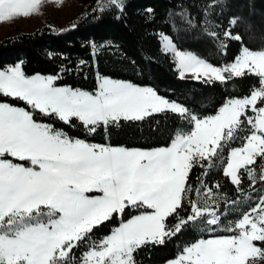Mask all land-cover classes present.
<instances>
[{
	"label": "snow or ice",
	"instance_id": "1",
	"mask_svg": "<svg viewBox=\"0 0 264 264\" xmlns=\"http://www.w3.org/2000/svg\"><path fill=\"white\" fill-rule=\"evenodd\" d=\"M223 2L211 0L204 15ZM44 3L0 0V23L39 15ZM125 7V0H98L94 11L115 9L122 15ZM184 19L195 26L187 15ZM240 20L230 19L223 39L204 28L224 54L226 41L242 44L233 61L220 66L179 50L171 37L161 34V50L174 55L182 79L191 75L204 83L229 85L258 78L248 94L229 97L216 114L205 117L151 87L102 77L93 93L57 86L59 75L28 76L22 62L0 69V96L28 106L0 102V264H138V250L164 245L189 226L209 232L210 238L185 245L167 264H264V247L254 243H264V196L224 224L220 204L226 195L199 177L195 192L204 189V195L196 200L190 195L191 170L200 167L206 176L217 161L238 192L245 175L252 186L264 182V35L259 37L262 47L250 49L232 31ZM92 47L95 54L97 46ZM169 113L188 127L177 128L168 146L148 150L90 143L36 119L39 114L68 128L79 126L86 136L102 128L108 137L111 129L126 123ZM245 123L243 143L223 159L224 147L245 130ZM129 211L138 214L124 219ZM169 217L174 223H168ZM114 219L120 220L118 227L94 238L95 229Z\"/></svg>",
	"mask_w": 264,
	"mask_h": 264
},
{
	"label": "trees",
	"instance_id": "2",
	"mask_svg": "<svg viewBox=\"0 0 264 264\" xmlns=\"http://www.w3.org/2000/svg\"><path fill=\"white\" fill-rule=\"evenodd\" d=\"M98 0H86L83 13L61 27L42 26L33 32L16 33L0 40V69L15 66L22 62V70L28 76L59 75L57 86H67L83 91L94 92L98 78L107 77L127 81L138 86L151 87L170 101H175L199 117L216 114L218 108L229 97H241L248 94L251 86L258 84V78L247 77L229 85L219 82L204 83L200 80L180 78L179 71L169 54L162 52L161 34L173 39L181 51L196 53L216 66L233 61L242 47L241 42L228 40L226 54L220 51L219 42L213 40L204 31L205 27L219 33L223 39L224 30L229 28L233 16L240 17L238 25L232 29L243 37V44L250 49H259L264 35V0H224L223 6L205 8L211 0H125V10L121 15L115 9L105 12L94 11ZM153 9L150 14L146 10ZM192 20L189 26L184 16ZM117 16L120 18L117 19ZM253 34L256 38H253ZM97 49L94 54L92 45ZM80 61L86 63L80 65ZM0 102L28 109L20 100L0 96ZM30 110V109H29ZM249 115H253L249 112ZM42 123H51L72 136L86 139L87 142L129 148L153 149L170 144L174 132L180 126L188 125L174 114H156L144 121L129 122L120 129H111L105 136L101 128L96 134L86 136L79 126L68 128L57 119L41 117ZM238 133L234 141H229L223 149L222 158L226 160L231 148L243 143L247 125ZM259 163V161H258ZM194 167L189 174L193 187L190 194L193 200L204 195V189L197 194L198 177L214 192L226 195L227 201H221L222 223L235 221L240 215L264 196V182L251 185L247 176L241 180L242 192H238L228 177L222 172L219 161L215 167L207 169ZM220 188L216 189L215 185ZM236 201L235 204L230 203ZM138 213L129 211L124 219ZM187 212L182 215H187ZM119 219L106 222L94 230V238H100L118 227ZM168 223H174L169 217ZM206 227V226H205ZM217 235L225 233L217 232ZM210 233L199 227H187L164 245H148L134 254L138 264H165L175 259L182 248L201 238H210ZM264 247L262 242H254ZM84 249H80L82 252Z\"/></svg>",
	"mask_w": 264,
	"mask_h": 264
},
{
	"label": "rangeland",
	"instance_id": "3",
	"mask_svg": "<svg viewBox=\"0 0 264 264\" xmlns=\"http://www.w3.org/2000/svg\"><path fill=\"white\" fill-rule=\"evenodd\" d=\"M85 5H86V0H63V2L59 5L53 3L52 0H45V3L42 5L41 14L32 15L28 18H23V17L16 18L12 22L0 23V40L7 37H11L16 33L33 32L36 29L45 25H49L52 27L65 26L71 20H74L83 13L85 9ZM168 54L172 59V61L175 63L176 68L178 69L174 55L172 53H168ZM184 78L194 79L191 75H186ZM59 87H64V86H59ZM139 87H147V86H139ZM259 198L258 200H256L257 202L259 201ZM220 211L222 212V209H220ZM165 264H167V262Z\"/></svg>",
	"mask_w": 264,
	"mask_h": 264
},
{
	"label": "crops",
	"instance_id": "4",
	"mask_svg": "<svg viewBox=\"0 0 264 264\" xmlns=\"http://www.w3.org/2000/svg\"><path fill=\"white\" fill-rule=\"evenodd\" d=\"M161 41H162V38H161Z\"/></svg>",
	"mask_w": 264,
	"mask_h": 264
}]
</instances>
